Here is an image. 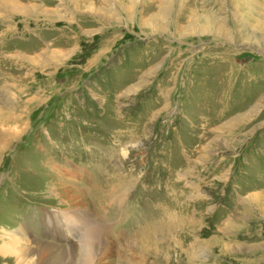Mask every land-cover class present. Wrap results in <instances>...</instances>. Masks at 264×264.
<instances>
[{"label":"rangeland","instance_id":"obj_1","mask_svg":"<svg viewBox=\"0 0 264 264\" xmlns=\"http://www.w3.org/2000/svg\"><path fill=\"white\" fill-rule=\"evenodd\" d=\"M75 2L0 5V264H264V0Z\"/></svg>","mask_w":264,"mask_h":264},{"label":"bare ground","instance_id":"obj_2","mask_svg":"<svg viewBox=\"0 0 264 264\" xmlns=\"http://www.w3.org/2000/svg\"><path fill=\"white\" fill-rule=\"evenodd\" d=\"M6 1H7V3L9 4L10 3V0H0V5H2V8H4L3 7V4L4 3H6ZM108 0H102V2L103 3H105V2H107ZM124 2H126L129 6H128V8L129 9H131V8H134V6H135V2L137 1V0H123ZM75 3H77V4H75L76 6V8H83V6L85 7L87 4H92V0H76V2ZM8 6V5H7ZM6 7V6H5ZM9 7V6H8ZM89 7H91V6H89ZM126 7V6H125ZM13 8V7H12ZM98 8V7H97ZM102 8V7H101ZM107 8V7H106ZM243 8L245 9V10H249L250 8H249V5H248V3H247V1H245L244 3H243ZM11 9V8H10ZM96 9V8H95ZM122 9H125V8H122ZM78 10V9H77ZM99 10V9H98ZM82 11V10H81ZM160 11H161V8H160ZM165 11V10H164ZM44 12V11H43ZM166 13V12H165ZM165 13H164V15H165ZM162 15V14H161ZM105 191H104V194H105V196H104V200L106 199V196L107 197H111L112 196V193H111V186L108 184L107 185V187L104 189ZM118 192H123V190H117ZM113 192H114V190H113ZM119 194V193H118ZM110 199V198H109ZM106 200H108V198L106 199ZM105 200V201H106ZM112 202V201H111ZM110 205V204H109ZM81 249L83 250L84 249V247H81ZM49 250H51V253H50V255L49 256H51L52 255V257H55V256H57V254H59V252H58V250L57 249H49ZM83 251H85L86 252V254H88L87 253V251L86 250H83ZM48 253V252H47ZM81 254H77L76 255V258H75V260L72 262H70V264H87V263H89V261H88V259H86V257H81ZM86 259V261L84 262V260Z\"/></svg>","mask_w":264,"mask_h":264}]
</instances>
